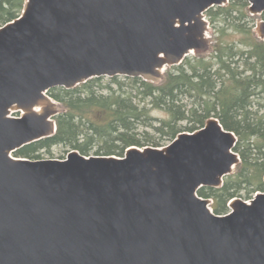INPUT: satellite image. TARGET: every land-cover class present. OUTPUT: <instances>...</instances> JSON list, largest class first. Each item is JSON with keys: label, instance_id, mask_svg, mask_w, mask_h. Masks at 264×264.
Segmentation results:
<instances>
[{"label": "water", "instance_id": "95a60500", "mask_svg": "<svg viewBox=\"0 0 264 264\" xmlns=\"http://www.w3.org/2000/svg\"><path fill=\"white\" fill-rule=\"evenodd\" d=\"M231 0H25L0 27V264H264V191L212 198L242 158L216 116L124 156L13 155L56 134L49 91L101 76L162 83L210 51L206 12ZM252 15L264 0H248ZM264 41V19L254 27ZM16 113H21L17 116Z\"/></svg>", "mask_w": 264, "mask_h": 264}, {"label": "trees", "instance_id": "16d2710c", "mask_svg": "<svg viewBox=\"0 0 264 264\" xmlns=\"http://www.w3.org/2000/svg\"><path fill=\"white\" fill-rule=\"evenodd\" d=\"M24 4L25 0H0V27L19 17ZM248 6V0H232L207 11L210 22L223 16L234 35L245 33L246 40L220 38L211 58L197 55L170 67L162 83L101 76L72 89L51 88L49 94L61 104L56 134L20 148L15 155L39 159L43 151L63 146L85 155L124 156L127 147L162 146L163 140L200 129L216 116L238 136L236 151L242 161L222 187L204 186L199 195L213 198L216 213L224 214L232 198L247 199L264 191V113L260 114L264 41L255 38L253 26L244 22ZM218 30L224 37L228 29ZM155 109L166 111L168 118H157Z\"/></svg>", "mask_w": 264, "mask_h": 264}, {"label": "rangeland", "instance_id": "374dc122", "mask_svg": "<svg viewBox=\"0 0 264 264\" xmlns=\"http://www.w3.org/2000/svg\"><path fill=\"white\" fill-rule=\"evenodd\" d=\"M231 2H232V0L229 3H227L225 6L230 5ZM248 7L246 8L247 9V12H248V16H247V18H245L244 22H247L248 23L247 26H253V35H254L255 38L259 39L255 35V33H254V27H255L256 23L259 20L264 19V14H262V15H252L250 13ZM234 14H236V12ZM208 18H209V16H208ZM222 18H223V16H219L218 20L215 21V24H217L216 25L217 27L215 26L214 22H211V28L209 30V36H210V39H211V42H212L211 43V49H210L209 52H207L205 54H202V55H206L208 58H211L212 57L214 45L217 44V42L220 40V38H224V39H227L229 41H232V40H246V34L245 33L236 32L235 35H234L232 27L229 26V23L223 21L224 19H222ZM209 20L211 21L210 18H209ZM229 21H231V20H229ZM223 27H225V28L228 29L227 30V34L224 35V37L222 36L221 32L218 30V29L223 28ZM259 40H261V39H259ZM194 56H197V55H192L191 54V55L187 56L185 58V61L187 59H189V58H193ZM107 78L105 80H108ZM263 103H264V100H263ZM258 108H259V106L257 105L255 107V109H258ZM262 113H264V106L263 107H260V114H262ZM153 115H155L159 119H161V118H168L167 112L164 111V110H161V109H155V110H153ZM183 124H186V122L183 123ZM148 131L151 132V134H153V135L155 134V132H154L153 129H150L149 128ZM173 139H165V140H163L162 141V144H163L162 146L168 145L169 143H171L173 141ZM147 146H153V145H150L149 144ZM69 151L70 150H68V148H66V147H63V146H55L50 151H48V150L47 151H43L41 153L42 154V158H39V159H50V158L64 159V158H61V157L65 156V158H66ZM91 155H95V154H91ZM256 193L257 192H253V196L251 198H253ZM251 198H247V200H250ZM213 208H214V211L216 212V210H215L217 208L216 203H213ZM229 210H230V208L228 206V211Z\"/></svg>", "mask_w": 264, "mask_h": 264}, {"label": "bare ground", "instance_id": "6f19581e", "mask_svg": "<svg viewBox=\"0 0 264 264\" xmlns=\"http://www.w3.org/2000/svg\"><path fill=\"white\" fill-rule=\"evenodd\" d=\"M210 27H211V22H210ZM179 65H180V64H179ZM174 66H175V65H174ZM171 67H172V66H171ZM169 68H170V67H167V69H166L165 77H166L167 70H168ZM164 80H165V79H164ZM49 95H50V94H49ZM16 115L19 116V115H21V113H17ZM203 127H204V126H203ZM182 132H183V131H182ZM27 145H28V144H27ZM25 146H26V145H25ZM133 146H135V145H133ZM130 147H131V146H130ZM155 147H162V146H155ZM22 148H23V147H22ZM128 148H129V147H127L126 150H127ZM72 150H74V149H72ZM76 150H77V149H76ZM126 150H125V152H126ZM70 151H71V150H70ZM70 151H69V152H70ZM69 152H68V153H69ZM13 155H15V153H14ZM90 155H91V154H90ZM15 156H16V155H15ZM17 157H19V156H17ZM26 158H27V157H26ZM30 159H31V158H30Z\"/></svg>", "mask_w": 264, "mask_h": 264}]
</instances>
